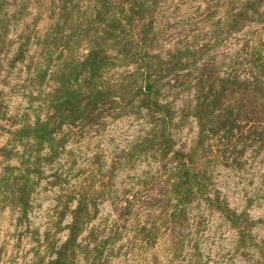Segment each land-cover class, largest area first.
<instances>
[{
  "label": "rangeland",
  "instance_id": "obj_1",
  "mask_svg": "<svg viewBox=\"0 0 264 264\" xmlns=\"http://www.w3.org/2000/svg\"><path fill=\"white\" fill-rule=\"evenodd\" d=\"M0 264H264V0H0Z\"/></svg>",
  "mask_w": 264,
  "mask_h": 264
},
{
  "label": "trees",
  "instance_id": "obj_2",
  "mask_svg": "<svg viewBox=\"0 0 264 264\" xmlns=\"http://www.w3.org/2000/svg\"><path fill=\"white\" fill-rule=\"evenodd\" d=\"M203 187H204V185H203Z\"/></svg>",
  "mask_w": 264,
  "mask_h": 264
}]
</instances>
